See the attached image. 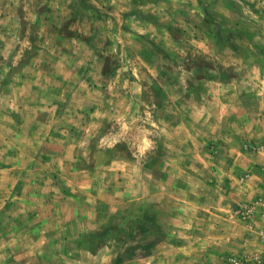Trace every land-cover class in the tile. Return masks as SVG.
I'll return each instance as SVG.
<instances>
[{"label":"rangeland","instance_id":"rangeland-1","mask_svg":"<svg viewBox=\"0 0 264 264\" xmlns=\"http://www.w3.org/2000/svg\"><path fill=\"white\" fill-rule=\"evenodd\" d=\"M263 198L264 0H0V264H228Z\"/></svg>","mask_w":264,"mask_h":264},{"label":"crops","instance_id":"crops-1","mask_svg":"<svg viewBox=\"0 0 264 264\" xmlns=\"http://www.w3.org/2000/svg\"><path fill=\"white\" fill-rule=\"evenodd\" d=\"M245 104V103H244ZM245 106H246V104H245ZM253 136V135H252ZM255 137H257V135H254L252 138H254L255 139ZM255 142H256V140H255ZM184 153L183 154H188L187 156H184V158L186 159V163H188L187 165H186V167H184L183 168V170L184 171H187V173L186 174H184V176H183V178L184 179H182L181 177H182V175H181V173L179 172L178 173V171H180V170H182V166L180 167V163L177 161V158H178V155L180 154V152L179 151H171V155H172V157L170 158V159H167L168 160V162H167V160L165 161L164 160V162H163V166L161 167L162 168V171H161V174H160V183L162 184V185H164V184H167L168 183V180H172V183H174L175 185H179V184H184L185 183V181L188 179V176H190L191 178H193V176H191V170H192V165L193 164H195V162L194 161H191L190 162V160H192V159H194L192 156H190V155H196L197 154V149H185L184 151H183ZM218 152H220V153H222L221 151H218ZM217 152V153H218ZM235 152V151H234ZM225 154H227V153H225ZM224 154V155H225ZM236 154H239V152H236ZM192 158V159H191ZM235 164H237V163H235L234 162V165ZM238 169H240V168H243V167H240L239 165H238V167H237ZM188 169V170H187ZM188 175V176H187ZM237 175V174H236ZM254 175V174H253ZM185 176L187 177V178H185ZM235 176V175H234ZM254 177V176H253ZM226 178V177H225ZM183 180V181H182ZM253 181L255 180L254 178L252 179ZM226 182H228V181H226V179H221V180H219L218 182L216 181L215 183H213L214 185H221L222 186V184H226ZM160 184V185H161ZM213 200H211V203H210V205H212V203H216V204H219V205H221V206H225L228 210H230V208H232L233 207V202L231 201V200H227V198L224 196V194L223 193H220V195H216L215 197H213L212 198ZM227 200V201H226ZM211 208V207H210Z\"/></svg>","mask_w":264,"mask_h":264},{"label":"built area","instance_id":"built-area-1","mask_svg":"<svg viewBox=\"0 0 264 264\" xmlns=\"http://www.w3.org/2000/svg\"><path fill=\"white\" fill-rule=\"evenodd\" d=\"M258 206L264 207V198L252 204L240 205L238 211L246 216L251 214L254 220H261V218L264 217V211L258 214ZM259 241L262 246L259 253H254L248 257H230L228 259V264H264V224L259 229Z\"/></svg>","mask_w":264,"mask_h":264}]
</instances>
